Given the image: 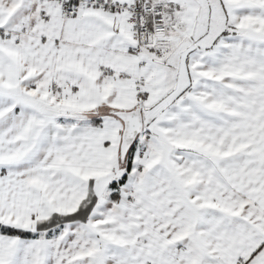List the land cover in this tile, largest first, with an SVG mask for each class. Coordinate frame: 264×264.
Here are the masks:
<instances>
[{
	"label": "snow or ice",
	"instance_id": "snow-or-ice-1",
	"mask_svg": "<svg viewBox=\"0 0 264 264\" xmlns=\"http://www.w3.org/2000/svg\"><path fill=\"white\" fill-rule=\"evenodd\" d=\"M0 264H264V0H0Z\"/></svg>",
	"mask_w": 264,
	"mask_h": 264
}]
</instances>
